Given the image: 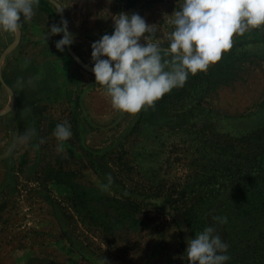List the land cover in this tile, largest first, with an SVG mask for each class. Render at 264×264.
<instances>
[{
    "label": "rangeland",
    "instance_id": "obj_1",
    "mask_svg": "<svg viewBox=\"0 0 264 264\" xmlns=\"http://www.w3.org/2000/svg\"><path fill=\"white\" fill-rule=\"evenodd\" d=\"M50 2L63 7L61 19L75 35L70 50L56 49L62 34L47 39L48 27L56 22L38 8L18 33L0 31V153L11 148L14 166L12 212L0 214V264H189L186 241L191 235L174 203L184 200L198 180L219 132L250 130L252 124L236 119L264 116V26L234 34L232 48L206 71L189 73L182 86L131 113L115 109L106 86L96 82L91 44L111 34L112 15L126 12L155 24L153 42L167 49L172 14L183 0ZM65 121L72 136L59 141L53 132ZM125 134L128 144L118 152L128 151L130 164L109 167L133 186L128 189L131 201L111 188L101 190L91 167L107 168L111 163L99 155L117 148ZM53 182H79L91 201L83 205L67 186L72 197L62 195L65 188ZM234 196L210 194L207 200L213 203L196 214L193 227L195 234L215 228L228 244L225 264L240 260L252 247L264 249V214H224ZM108 197L118 198L123 219L109 210L114 204ZM20 210L32 214H14Z\"/></svg>",
    "mask_w": 264,
    "mask_h": 264
},
{
    "label": "clouds",
    "instance_id": "obj_2",
    "mask_svg": "<svg viewBox=\"0 0 264 264\" xmlns=\"http://www.w3.org/2000/svg\"><path fill=\"white\" fill-rule=\"evenodd\" d=\"M38 5L39 0H0V31H21L34 17ZM62 11L63 7H58L57 14ZM172 16L174 29L167 49L153 42L155 24H148L139 13L126 12L112 15L111 34L105 33L91 44L96 82L106 86L115 109L138 112L174 87L182 86L189 73L206 71L232 48L234 34L264 26V0H183L181 9ZM58 34L62 36L55 47L60 52L74 44L75 35L66 19L48 27L47 39ZM162 51L171 59H164ZM166 66L169 70H165ZM53 135L59 141L69 139L71 125L67 121L57 124ZM215 219L227 221L226 217ZM186 243L189 264H225L230 259L228 244L212 226Z\"/></svg>",
    "mask_w": 264,
    "mask_h": 264
},
{
    "label": "trees",
    "instance_id": "obj_3",
    "mask_svg": "<svg viewBox=\"0 0 264 264\" xmlns=\"http://www.w3.org/2000/svg\"><path fill=\"white\" fill-rule=\"evenodd\" d=\"M36 8L51 15L56 24L61 23V16L57 14V9L50 0H39V5ZM179 95L181 96V94L177 96ZM258 116V118L250 116V119H236L242 125L252 124L250 130L235 134L219 132L216 135L212 142L215 152L208 158H204V162L197 173L198 180L189 187L187 186V196H184V200L175 201L174 207L178 214H182V219L185 221L191 237L195 235L193 227L198 223L196 214H200L208 205L213 203L207 200L210 194L215 195L217 198L228 192L230 195H235L230 201H227L230 203L225 208L224 214H264V116L262 114ZM137 127L138 124L135 126V130L131 131V135L136 132ZM128 138L125 134L117 148L106 150L99 155L101 159L111 163L106 166L107 168H101L95 163L91 167L95 174L115 192L117 197L131 201L132 193L128 189L133 186H127L126 179H121L119 175L115 174L112 166L109 167L117 164L116 162L122 168L129 166L131 158L128 159V151L118 152L121 148L125 149ZM133 149L135 148L133 147ZM133 158L136 160V166L139 167V155ZM67 185L73 190L75 198L87 206L88 202L91 201V195L86 189L84 190L83 185L79 182L75 185L68 183ZM155 191L159 190L155 189ZM101 196L104 198V195ZM106 199L114 204L109 210L114 214H118L117 219H123L124 216L119 211L120 208L117 207L120 202L118 198L108 197ZM229 221L230 219L227 218V222ZM181 232V237L184 238L183 230ZM252 248L253 250L248 252L247 256L244 255L243 258L235 260V262L238 261L240 264H244L247 260L252 262L259 260L261 264H264V249ZM235 262H232V264H236Z\"/></svg>",
    "mask_w": 264,
    "mask_h": 264
},
{
    "label": "crops",
    "instance_id": "obj_4",
    "mask_svg": "<svg viewBox=\"0 0 264 264\" xmlns=\"http://www.w3.org/2000/svg\"><path fill=\"white\" fill-rule=\"evenodd\" d=\"M25 91H27V90H25ZM10 103H11V100L8 101V105ZM12 103H13V101H12ZM18 136H19V133H18ZM16 139H17V134H16ZM11 155H12L11 154V148H9L6 152H4L2 154L0 153V196L2 195L3 196L2 198L5 199L4 202L0 204V214H11V212H12V208L10 207L11 208L10 209L8 207V206H10V202L12 201V197H13L12 192H11V188L13 185L12 184V174H13L14 166L12 164ZM94 175L96 176L97 179H94V181H93V177L92 178L89 177L88 179L90 181H93L94 183H96V185L99 186L101 190H103V188L108 187L106 185V183L101 178H99V176H97L96 174H94ZM51 184H52V186H55L57 188H59V187L65 188L63 190L64 194H62V195H67V196L69 195L70 196V189L66 188V186L68 187L67 183L53 182ZM70 197H72V196H70ZM14 214H32V213L31 212L26 213V212H23L20 210V211H17V213L15 211ZM55 218H56V220H59L57 216ZM12 229L13 228L11 226L9 231H11Z\"/></svg>",
    "mask_w": 264,
    "mask_h": 264
},
{
    "label": "water",
    "instance_id": "obj_5",
    "mask_svg": "<svg viewBox=\"0 0 264 264\" xmlns=\"http://www.w3.org/2000/svg\"><path fill=\"white\" fill-rule=\"evenodd\" d=\"M50 1H51V0H50ZM67 48L70 50V46H67ZM0 80L3 82L1 76H0ZM3 84H4V86H6L5 83H3ZM6 88L9 89L7 86H6Z\"/></svg>",
    "mask_w": 264,
    "mask_h": 264
}]
</instances>
